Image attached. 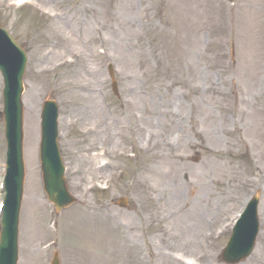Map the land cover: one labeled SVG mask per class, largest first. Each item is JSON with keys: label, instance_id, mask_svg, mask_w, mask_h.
<instances>
[{"label": "rangeland", "instance_id": "rangeland-1", "mask_svg": "<svg viewBox=\"0 0 264 264\" xmlns=\"http://www.w3.org/2000/svg\"><path fill=\"white\" fill-rule=\"evenodd\" d=\"M0 26L28 54L19 264L55 252L61 264H148L143 249L173 264L153 254L168 246L178 264H227L222 250L257 193V245L236 264H264V0H0ZM89 94L101 111L87 112ZM46 99L77 198L60 212L42 185ZM2 109L0 74V187Z\"/></svg>", "mask_w": 264, "mask_h": 264}, {"label": "water", "instance_id": "water-1", "mask_svg": "<svg viewBox=\"0 0 264 264\" xmlns=\"http://www.w3.org/2000/svg\"><path fill=\"white\" fill-rule=\"evenodd\" d=\"M26 58L6 31L0 29V69L6 79L5 118L6 136L9 143L8 175L6 178V205L4 208V228L0 244V264H16L18 260L17 237L24 168L22 158L23 105L21 102L22 77ZM57 107L53 101H47L42 115L41 160L44 172L45 190L57 210L71 205L74 198L69 194L64 180V168L59 155L57 137ZM253 208L249 216L236 228L234 237L225 251L224 259L238 262L247 256L253 246L254 234L251 229ZM255 216V211H254ZM246 249V251H244ZM52 264H60L56 254Z\"/></svg>", "mask_w": 264, "mask_h": 264}, {"label": "bare ground", "instance_id": "bare-ground-1", "mask_svg": "<svg viewBox=\"0 0 264 264\" xmlns=\"http://www.w3.org/2000/svg\"><path fill=\"white\" fill-rule=\"evenodd\" d=\"M78 62H80V61L75 59L70 64L71 65H75ZM74 88H75L76 91H82V89H84L82 86H78V85H75ZM87 98L90 99V102L85 104V108L87 109V112H89L91 114L92 112L95 111L96 108H98L99 105H100V109L99 110L100 111L102 110L101 103H99V99H96V97L93 98V96L91 94H89L87 96ZM169 114H170V112H168V113L166 112L164 115L168 116ZM136 121H138V120H136ZM70 122L73 123V122H77V121H70ZM142 129L143 128H142L141 124H139L138 127H136L134 131L137 134H140ZM82 133L85 134V135H90V134H93V131L91 129H86V130H82ZM144 145H146V146L148 145V140L147 139H146ZM183 207H186V205H184ZM102 208H106V206L105 207L102 206ZM185 230L182 229V231H181L180 229H178L175 233H172V232L169 233L168 236L174 237V236H177V235H183ZM187 238L188 239L189 238H193V236L192 237L191 236H187ZM168 239L171 240L172 238H168ZM127 240H129V238ZM188 242L190 243V241H188ZM170 252H171V247L168 246V247L160 248L159 250L156 249L155 251H153V254L155 255V257H160L159 259H162V260L167 259L169 262H172L173 264H178L177 261H175V259H173L171 257ZM143 258L147 261L148 264H154V262H152V259H151V252L148 251L147 249H143Z\"/></svg>", "mask_w": 264, "mask_h": 264}]
</instances>
